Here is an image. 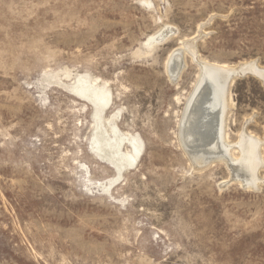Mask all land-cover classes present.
I'll return each instance as SVG.
<instances>
[{"label": "rangeland", "instance_id": "rangeland-1", "mask_svg": "<svg viewBox=\"0 0 264 264\" xmlns=\"http://www.w3.org/2000/svg\"><path fill=\"white\" fill-rule=\"evenodd\" d=\"M188 41L264 67V0H0V264H264V82L231 80L225 127L235 159L244 129L263 141L257 186L196 166L198 61L166 72Z\"/></svg>", "mask_w": 264, "mask_h": 264}, {"label": "bare ground", "instance_id": "bare-ground-1", "mask_svg": "<svg viewBox=\"0 0 264 264\" xmlns=\"http://www.w3.org/2000/svg\"><path fill=\"white\" fill-rule=\"evenodd\" d=\"M157 34L152 35L147 42L153 43L160 40L167 32L166 34ZM191 44L192 42L188 41L184 42L181 47L175 48L166 63L167 75L173 81H176L185 66L183 59L185 50L190 51L199 65V78L184 105L180 118V144L196 166L204 167L215 158L230 160L235 178L245 185L256 187L260 181L257 172L263 164L260 152L263 141L250 135L244 129L237 143L240 157L235 159L231 154L232 145L226 142L225 127L230 108L229 84L231 80L233 82L235 79L232 72H236L238 69H247L251 70L254 76L264 78V67L255 60L241 62L235 66L205 62L197 58ZM209 80L214 83V85L211 84L212 87L208 83ZM91 92L92 90L86 91L85 99L89 100L95 109L102 112L100 104L103 95L101 91L95 93V96H90ZM114 164L118 167L117 161H114Z\"/></svg>", "mask_w": 264, "mask_h": 264}, {"label": "water", "instance_id": "water-1", "mask_svg": "<svg viewBox=\"0 0 264 264\" xmlns=\"http://www.w3.org/2000/svg\"><path fill=\"white\" fill-rule=\"evenodd\" d=\"M232 75L235 79L237 78H240V77H244L246 75H253L254 76V73L251 71V70H247V69H238L236 70V72H232ZM261 81L264 82V78H260L259 76H257ZM208 80V79H207ZM209 85L212 87L211 84L214 85L213 81L212 80H209L208 81ZM216 118V117H215ZM216 127V126H215ZM191 144V143H190ZM193 146H194V143H193Z\"/></svg>", "mask_w": 264, "mask_h": 264}]
</instances>
